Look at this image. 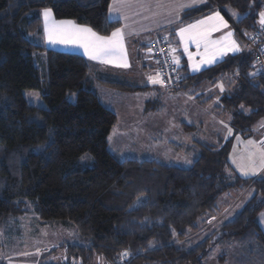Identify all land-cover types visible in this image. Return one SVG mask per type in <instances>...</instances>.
<instances>
[{
  "label": "trees",
  "instance_id": "obj_1",
  "mask_svg": "<svg viewBox=\"0 0 264 264\" xmlns=\"http://www.w3.org/2000/svg\"><path fill=\"white\" fill-rule=\"evenodd\" d=\"M111 1L0 0V249L3 231L30 203L41 222L70 226L88 242L67 248L79 264H96L98 257L114 264H224L239 247L251 251L255 246L264 264V232L258 223L264 174L238 176L227 161V147L200 145L201 155L185 168L154 159H117L109 147L117 116L92 89L89 62L31 39L42 31L43 10L107 36L120 26L109 18ZM210 2L209 9H221L242 41L260 30L264 0ZM37 53L47 55V82L35 63ZM178 72L179 85L169 90L193 89L201 103L205 82L230 77L235 87L222 97L220 108L242 136L264 118V74L248 46L199 74H189L186 67ZM108 84L133 89L127 83ZM26 90L41 92L46 108L30 105ZM86 155L91 163L82 160ZM246 189L254 194L242 209L195 240L209 231V219L220 215L221 198ZM218 247L223 252L215 260L211 255Z\"/></svg>",
  "mask_w": 264,
  "mask_h": 264
},
{
  "label": "crops",
  "instance_id": "obj_2",
  "mask_svg": "<svg viewBox=\"0 0 264 264\" xmlns=\"http://www.w3.org/2000/svg\"><path fill=\"white\" fill-rule=\"evenodd\" d=\"M210 3V0H125L124 3H117L116 10L112 11L111 16L108 11L110 20L120 23V26L116 29H122L123 31V52L120 56L115 57L106 56L102 59L93 60L85 54V50L80 44L51 42L46 32V22L44 26L45 10L42 11L43 13H40L43 19L42 31L40 34H36V36L40 39V36L44 34V45L48 50L78 54L89 62L93 79L92 89L98 95L101 103L109 110L113 111L117 116V122L114 128L116 125L122 124L120 115L116 111V107L120 104L119 101L128 99V101L132 102L133 98H138L145 93V95L149 94L152 96L156 103H160V106L156 108L150 107L147 110L151 111L146 113L145 110L141 113L138 106L135 105L125 107L122 113L128 115V117L123 120L126 125V130L143 128L146 126L144 122L148 124V121L157 123L160 121L161 123L159 124L164 126L166 118H170L169 116L172 115L185 116V120L182 119L179 123V128L190 130L196 128L198 124L202 126L207 123L206 119H202L199 123L198 121L195 123L194 121L187 120L190 119L195 110L202 115H209L211 117L216 114L218 116L221 114L229 115L227 112L221 110L220 101L223 96L231 93L235 84H233L234 82L230 77L224 76H220L211 82H205L199 92L202 94L204 98L203 102L205 103L198 101L197 97L194 95L195 91L193 89L169 90L167 95H169L170 99H175L176 104L175 106H168L165 104L166 102H164L166 97L162 96L164 91L160 89V86H157V84L163 85V83H161L158 77L157 66L152 58L150 44L158 35H162L166 38L171 50H175L172 52L173 56L179 61L178 64L176 63L178 68L182 70L186 67L188 73L191 75L199 74L206 69L216 66L231 55L247 51V45L236 35L232 23L222 13L221 9L217 7L209 9ZM112 4L113 0L110 5ZM181 5H186V7L181 8ZM197 10H200L201 14L194 15L193 12ZM217 12L223 17V21L226 22L227 25L226 27L221 25L218 20L208 19L209 17H213ZM68 21L72 22V24L61 25V22ZM199 21H204L205 23L198 24L197 22ZM189 25H196L195 28L191 29L192 32L206 31L209 33L208 40L210 42L219 41L220 44L209 43L207 50L204 43H201L200 46L197 47L195 42L187 40L188 33H185V40L182 41L178 33L180 29L187 28ZM47 27L49 29H53L54 27L70 29L72 27L81 28L87 26L80 25L73 20H57L50 11V15L47 17ZM214 27H218V30H212ZM92 31L94 30L92 29ZM94 32L97 33L96 31ZM228 33H232V35L228 36ZM97 34L100 35L99 33ZM111 34L112 33L105 37H109ZM233 43L238 47V51L227 50L233 46ZM185 44H187V51H185ZM189 54H191V59H189ZM213 54H215V59L212 63H202V61L211 59ZM104 60L111 62L105 63L103 62ZM125 60L128 67L120 66ZM194 64L199 65V71L193 70L192 66ZM153 81L157 82L154 83ZM108 82L127 83L132 86L133 89L122 90L109 85ZM177 121L179 122V120ZM176 122L174 119L171 121V123L174 124ZM258 143L264 148V141L258 140ZM261 168V171L252 178L264 174V163ZM233 191L235 190L224 195L220 203H225L226 201L230 202L229 200H231L233 196L234 199L231 201V204L235 201V204H238L243 196V192L235 193ZM236 195L238 196L237 198H239L237 200H235ZM221 210L220 215L215 219L216 221H210L206 227H210L218 220L223 219L222 216L225 214L223 213V209ZM258 223L264 232V211L259 214ZM215 225L217 224H214V226ZM234 253L236 254L237 252ZM233 258L230 256L224 264H232Z\"/></svg>",
  "mask_w": 264,
  "mask_h": 264
},
{
  "label": "rangeland",
  "instance_id": "obj_3",
  "mask_svg": "<svg viewBox=\"0 0 264 264\" xmlns=\"http://www.w3.org/2000/svg\"><path fill=\"white\" fill-rule=\"evenodd\" d=\"M41 20L43 22L42 14ZM45 22L46 19L44 16V26ZM31 39L37 44L39 42L38 45L45 47L44 34L40 36V39L33 34ZM34 58L39 68L42 82H47L48 67L46 53H37L34 55ZM157 86H160L161 88H159L164 91L162 96L166 97L164 99V102H166L165 104L168 106H175L176 100L170 99L169 95H167L169 89L162 84H157ZM24 96L30 105L38 108H46L41 92L26 90ZM76 97L77 95H74L72 101H75ZM132 100V102L128 101V99L125 101L120 100L119 106L116 107L122 124L116 125L113 129L109 137V143L110 150L117 159L122 161L154 159L162 164L176 165L185 168L192 166L195 160L201 155L200 145H207L216 148L227 147L229 155L227 161L231 163L240 177L252 178L261 171V167H263L264 163V148L260 146L258 140L264 141V118L252 123V132L246 136H242L241 133L232 126L230 115L221 114L218 116L216 114L211 117L209 115H202L195 109L190 119H187L189 116H187L186 119L194 121L195 123L196 121L199 123L202 119H206L208 124L206 123L202 126L198 124L194 129L185 130L179 128V123L182 119L185 120V116L172 115L169 116L170 118H166L164 126L159 124L161 123L160 121L159 123L148 121V124L144 122L146 126L143 128L126 130V125L123 120L126 119L128 115L122 113L125 107L135 105L138 106L141 113H143L144 110L146 113L151 111L147 110L148 108L160 106V103H156L152 96L149 94L145 95V93ZM173 119L175 122L177 120H179V122L177 121L175 124L171 123ZM229 129L231 132H229ZM43 149V146H41L36 149V152H40ZM82 160L87 164L91 163V157L89 155L83 157ZM243 172H248L249 174L243 175ZM233 192L239 193L237 190ZM242 192L243 196L239 203H236L237 205L235 204L236 201L231 204V201L234 199L233 196L231 200H229L230 202H219V206L222 207L220 209H223V213L225 214L222 216L223 219L214 223L217 224L215 227L214 224L210 226L209 231L196 236L195 240L200 241L212 230L223 223L229 222L254 194L251 189H246ZM237 195L235 200L239 199ZM25 211L27 212L24 215L12 219L6 231H3L5 245L0 249V264H68L70 262L79 264L76 257H71L67 248L79 245L86 246L88 242L83 240L74 228L60 223L41 222L39 217L35 214L34 204L28 203ZM215 219H217V217L210 218L208 223L210 221L215 222ZM239 249V253L237 251V253L234 254L232 264H261L259 259L256 258L258 246H255L251 251L241 249V247H239ZM222 252L223 248H215L211 256L216 260L217 256ZM249 253L254 254L253 257L256 258H253V260H256L254 263H252ZM95 263L114 264L111 262L106 263L105 260L99 257L96 259ZM118 264H120V262Z\"/></svg>",
  "mask_w": 264,
  "mask_h": 264
},
{
  "label": "snow or ice",
  "instance_id": "obj_4",
  "mask_svg": "<svg viewBox=\"0 0 264 264\" xmlns=\"http://www.w3.org/2000/svg\"><path fill=\"white\" fill-rule=\"evenodd\" d=\"M125 0H113V4L110 5L109 13L111 16L112 11L116 10V4L117 3H124ZM181 8L186 7V5H181ZM50 15V11L46 10L44 12V16L46 19V32L48 33V39L55 43H76L80 44L84 50L85 54L88 55L90 59L97 60L102 59L106 56H120L123 52V31L122 29H116L114 32H112L111 36L105 37L100 36L92 29L87 27H81V28H75L72 27L70 29H62L58 27H54L53 29H49L47 27V17ZM260 23L264 25V12L260 13ZM208 19L212 20H218L221 25L227 26L226 22L223 21V17L220 16L219 12H217L213 17H209ZM198 24L205 23L204 21L197 22ZM68 24L71 25L72 22H61V25ZM196 25H189L187 28H182L179 31V35L182 41L185 40V33H188L187 40L195 42L197 44V47L200 46L201 43H204L205 48L207 50V47L209 43L212 44H220L219 41H209L208 40V32L206 31H199V32H192L191 29L195 28ZM212 30H218V27H214ZM232 33H228V36H231ZM166 39V38H165ZM226 39V38H225ZM228 51H238V47L235 46L233 43V46L227 49ZM172 51H175L174 49ZM185 51H187V44H185ZM189 59H191V54H189ZM215 59V54H213V57L207 61H202V63H212V61ZM103 62L108 63L111 61L104 60ZM174 62L179 63L178 59L174 57ZM120 66L122 67H128V64L125 60L123 64ZM194 71H199V65H193ZM252 75H255L254 73ZM154 83L157 81H153ZM229 132L231 130L229 129ZM243 175H248V172H243ZM254 174V173H253Z\"/></svg>",
  "mask_w": 264,
  "mask_h": 264
},
{
  "label": "built area",
  "instance_id": "obj_5",
  "mask_svg": "<svg viewBox=\"0 0 264 264\" xmlns=\"http://www.w3.org/2000/svg\"><path fill=\"white\" fill-rule=\"evenodd\" d=\"M263 34L264 25L260 24L259 31L243 36L247 46L253 51L255 66L262 74H264ZM150 49L161 83L168 89L177 87L180 82L178 66L174 62L173 52L167 40L162 35L156 36L150 44Z\"/></svg>",
  "mask_w": 264,
  "mask_h": 264
}]
</instances>
